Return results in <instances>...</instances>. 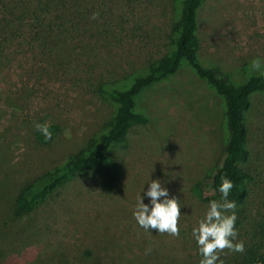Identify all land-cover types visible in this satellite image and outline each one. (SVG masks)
<instances>
[{
	"label": "rangeland",
	"instance_id": "rangeland-1",
	"mask_svg": "<svg viewBox=\"0 0 264 264\" xmlns=\"http://www.w3.org/2000/svg\"><path fill=\"white\" fill-rule=\"evenodd\" d=\"M48 1L0 0V261L178 264L193 255L189 243H166L167 234L145 231L133 211L140 195L150 207L144 192L158 179L168 198L180 202L178 227L188 241L194 239L190 227L203 217L191 187L221 156L222 102L186 66L138 96L135 109L147 122L132 127L125 146L111 151L120 173L112 194L104 195L89 174L64 185L34 213L11 218L19 188L61 164L110 117L96 83L137 73L165 54L175 16L173 0ZM57 17L68 33L46 45L34 42L31 30L41 19ZM8 24L12 33L5 31ZM197 25L200 62L216 65L233 82L253 71V59L264 61V0H204ZM250 100V158L242 168L251 178L253 212L264 208V93ZM37 122L59 127L45 145L35 139Z\"/></svg>",
	"mask_w": 264,
	"mask_h": 264
},
{
	"label": "trees",
	"instance_id": "trees-1",
	"mask_svg": "<svg viewBox=\"0 0 264 264\" xmlns=\"http://www.w3.org/2000/svg\"><path fill=\"white\" fill-rule=\"evenodd\" d=\"M173 1L175 16L169 29L166 53L137 73L125 75L119 80L107 79L96 83L95 92L99 99L112 108L110 117L98 133L89 137L61 164L31 178L19 188L12 202L11 218L19 219L34 213L64 185L89 174L95 178L104 195L112 194L119 182L120 173L112 159L111 151L125 146L127 133L132 127L145 125L147 122L146 117L135 109L138 96L143 90L167 80L182 66H186L221 99L224 128L220 158L209 170L206 179L196 182L191 187V192L202 205L204 216L211 201H222V194L219 191L221 176L230 179L234 186L228 199L235 202L237 217L235 230L238 235L234 243L243 241L244 251L234 252L225 249L219 253L220 260L223 264H264V208L253 212L249 209L247 184L251 178L242 168L250 158L245 116L251 106V96L255 93H264V71L258 74L249 71L241 82H233L216 65H203L198 58L197 22L198 11L204 0ZM48 2L54 3L58 0ZM40 14L46 15L41 12ZM44 19H41L42 23L38 27L31 30L34 42L49 44L52 42L48 43L50 38L68 33L69 28L59 17L54 18L56 22L50 19L51 21L45 23ZM8 26L4 30L12 33V25ZM58 130L59 127L54 124L49 126L52 134ZM34 136L39 144H47L48 141L39 131H36ZM189 230L192 231V228ZM184 235L183 230L179 231L178 237L167 234L165 241L172 244L175 238H178L185 244L189 243L188 252H192L193 255H188L178 264H199L202 257L195 239L188 241ZM175 249L176 247H173L172 251ZM0 264L19 263L16 259L5 258Z\"/></svg>",
	"mask_w": 264,
	"mask_h": 264
},
{
	"label": "clouds",
	"instance_id": "clouds-1",
	"mask_svg": "<svg viewBox=\"0 0 264 264\" xmlns=\"http://www.w3.org/2000/svg\"><path fill=\"white\" fill-rule=\"evenodd\" d=\"M98 14L94 13L92 19H96ZM253 71L260 72L264 69V61L255 58L251 61ZM34 128L42 133L45 140H51L52 133L49 131L47 123H34ZM219 191L222 194V201L213 200L207 206V210L198 221L196 227L192 229V236L198 247V252L202 259L199 264H223L219 253L225 249L234 252H243V241H234L237 238L235 230L236 204L229 201L228 196L233 188V182L226 176H221ZM147 191L144 196L149 198L150 207L142 202L143 197L139 196L138 204L133 211V217L138 225L145 231L149 229L157 230L159 234H168L172 237L179 236L180 202L176 197L168 198L169 193L162 186L160 180H151L147 183ZM231 213V214H229ZM150 252V249L148 250ZM147 254V253H146Z\"/></svg>",
	"mask_w": 264,
	"mask_h": 264
}]
</instances>
